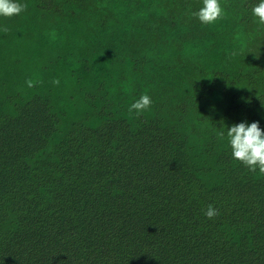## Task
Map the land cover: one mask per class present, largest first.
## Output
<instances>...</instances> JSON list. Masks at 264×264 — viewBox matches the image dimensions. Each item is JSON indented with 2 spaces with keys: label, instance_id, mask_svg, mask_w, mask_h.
<instances>
[{
  "label": "trees",
  "instance_id": "obj_1",
  "mask_svg": "<svg viewBox=\"0 0 264 264\" xmlns=\"http://www.w3.org/2000/svg\"><path fill=\"white\" fill-rule=\"evenodd\" d=\"M19 2L0 17V264H264V174L218 135L264 130L256 0L211 25L202 0Z\"/></svg>",
  "mask_w": 264,
  "mask_h": 264
},
{
  "label": "clouds",
  "instance_id": "obj_2",
  "mask_svg": "<svg viewBox=\"0 0 264 264\" xmlns=\"http://www.w3.org/2000/svg\"><path fill=\"white\" fill-rule=\"evenodd\" d=\"M25 8V4L19 0H0V17H11L19 15ZM201 25H211L225 15L224 8L220 0H202L201 6L191 13ZM251 15L255 22L264 26V0H256L251 7ZM31 87L33 81H26ZM58 83V81H53ZM151 98L147 94H142L135 99L128 108L129 113L140 115L151 105ZM226 133L221 131L218 135L227 140V145L231 150V156L246 166L249 171H259L264 174V130L259 126L258 121H241L226 127ZM215 209L210 205L205 212L206 217L211 218L215 214Z\"/></svg>",
  "mask_w": 264,
  "mask_h": 264
}]
</instances>
